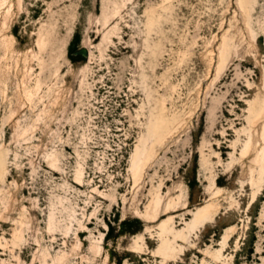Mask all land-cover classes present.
<instances>
[{
    "label": "rangeland",
    "instance_id": "374dc122",
    "mask_svg": "<svg viewBox=\"0 0 264 264\" xmlns=\"http://www.w3.org/2000/svg\"><path fill=\"white\" fill-rule=\"evenodd\" d=\"M0 264H264V0H0Z\"/></svg>",
    "mask_w": 264,
    "mask_h": 264
},
{
    "label": "trees",
    "instance_id": "16d2710c",
    "mask_svg": "<svg viewBox=\"0 0 264 264\" xmlns=\"http://www.w3.org/2000/svg\"><path fill=\"white\" fill-rule=\"evenodd\" d=\"M123 222H125V223H126V222H128V221L125 219ZM137 222H139V220H138Z\"/></svg>",
    "mask_w": 264,
    "mask_h": 264
}]
</instances>
